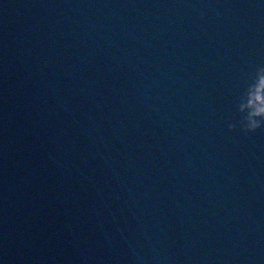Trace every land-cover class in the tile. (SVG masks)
Segmentation results:
<instances>
[{
	"label": "clouds",
	"instance_id": "obj_1",
	"mask_svg": "<svg viewBox=\"0 0 264 264\" xmlns=\"http://www.w3.org/2000/svg\"><path fill=\"white\" fill-rule=\"evenodd\" d=\"M255 83L264 85V67H258L256 69L254 84ZM245 95H247V93H245ZM241 99H244V96H241ZM255 115L256 113L253 112L246 119L240 122V126L245 132H255L257 129L264 127V121L255 119ZM236 126V124H229V128H236Z\"/></svg>",
	"mask_w": 264,
	"mask_h": 264
}]
</instances>
